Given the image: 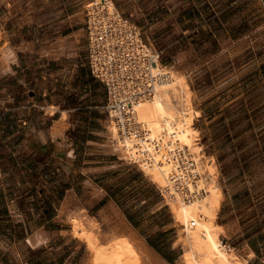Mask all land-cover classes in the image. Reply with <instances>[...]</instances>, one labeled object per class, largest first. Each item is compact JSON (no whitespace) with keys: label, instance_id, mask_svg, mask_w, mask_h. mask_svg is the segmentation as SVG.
<instances>
[{"label":"crops","instance_id":"1","mask_svg":"<svg viewBox=\"0 0 264 264\" xmlns=\"http://www.w3.org/2000/svg\"><path fill=\"white\" fill-rule=\"evenodd\" d=\"M91 1L0 0V264H83L87 244L70 215L101 229L104 239L136 235L165 264H183V233L170 206L108 138L105 86L92 76L83 47ZM249 2L264 11V0H177L196 20ZM262 84L246 94L258 87L264 94ZM253 98L241 121L226 124V156H212L223 196L214 221L224 246L247 264H264V103ZM46 173L56 191L50 197ZM35 189L55 209L47 219L15 208L31 205ZM33 219L45 223L33 230Z\"/></svg>","mask_w":264,"mask_h":264},{"label":"bare ground","instance_id":"2","mask_svg":"<svg viewBox=\"0 0 264 264\" xmlns=\"http://www.w3.org/2000/svg\"><path fill=\"white\" fill-rule=\"evenodd\" d=\"M88 7L90 15L95 13L94 17L104 20V26L108 23L130 34L136 50L151 56L155 63L150 66L151 90L142 92L139 105H134L133 119L139 134L129 140L117 139L110 122L107 134L118 153L131 163L137 162L163 191L175 222L182 228L183 264H247L219 239L222 229L214 220L221 188L217 178L211 176L216 171L214 161L206 164L198 145L195 122L199 112L193 107L186 78L176 68L160 63L143 43L136 26L121 17L112 0H93ZM115 41L112 36L103 44L111 47ZM94 45L98 46L96 38ZM72 225L74 234L87 244L83 264H165L136 235L112 233L104 239L80 220H73Z\"/></svg>","mask_w":264,"mask_h":264},{"label":"rangeland","instance_id":"3","mask_svg":"<svg viewBox=\"0 0 264 264\" xmlns=\"http://www.w3.org/2000/svg\"><path fill=\"white\" fill-rule=\"evenodd\" d=\"M112 2L121 17L127 18L126 20L136 26L143 43L157 55L160 63L176 68L186 78L192 91L193 107L199 112L195 122L199 135L198 145L204 157L208 158L205 159L206 164L214 161L216 173H212L211 176L216 177L218 181L219 171L212 156L220 153L221 157H225L228 153L226 124L242 120V107L251 103L249 97L253 96V99L264 103V94H256L262 91L261 87L249 95L246 94V89L251 84L264 83V11L249 2L244 8L236 7L225 11L220 18L196 20L187 15V4H178L177 0H112ZM88 9L87 6L85 12L89 11ZM2 38L0 32V42ZM84 46L86 48L84 54L89 59L88 35L83 42ZM245 74L253 77L251 80L235 82ZM99 88L101 96L102 87ZM96 96L95 90L94 97ZM54 110L49 108L51 113ZM2 131L3 127L0 124V138L3 136ZM132 163L139 168L137 162ZM206 173L209 174L207 171ZM46 175L48 177L44 192L50 197L56 191L53 175L51 173ZM156 187L160 193L159 200L165 202L163 191L157 185ZM37 191L35 189L34 193H31V196L36 198L31 205H16L15 208L18 213L31 212L33 218L45 213L47 219L54 214L55 209L53 205H46V198L43 199ZM133 201L118 202H126L127 205ZM0 210L1 214L4 213L2 208ZM70 217L71 224L73 220L84 223L77 215ZM44 223L45 221L33 219L29 225L36 230ZM97 230V233L104 236L101 229ZM177 230L178 228L175 229L174 235L177 234ZM149 233L144 232L145 235ZM85 255L86 249L83 248L80 257Z\"/></svg>","mask_w":264,"mask_h":264},{"label":"built area","instance_id":"4","mask_svg":"<svg viewBox=\"0 0 264 264\" xmlns=\"http://www.w3.org/2000/svg\"><path fill=\"white\" fill-rule=\"evenodd\" d=\"M94 14L86 12L89 69L92 76L105 86V109L110 123L116 128V138L129 140L139 134L133 119L134 105H139L142 92H150V66L155 63L151 56L136 50L130 34L108 23L104 26V20ZM112 36L116 41L111 47L103 44ZM95 38L98 46H93ZM192 226H195L194 222Z\"/></svg>","mask_w":264,"mask_h":264}]
</instances>
